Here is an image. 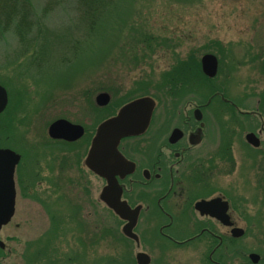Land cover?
Wrapping results in <instances>:
<instances>
[{"label": "rangeland", "instance_id": "obj_1", "mask_svg": "<svg viewBox=\"0 0 264 264\" xmlns=\"http://www.w3.org/2000/svg\"><path fill=\"white\" fill-rule=\"evenodd\" d=\"M16 2L0 0V84L9 93L0 116V149L20 156L16 214L0 233L7 245L0 264H47L50 258L63 264L67 255L83 260L78 264H116L112 259L133 264L138 251L155 247L151 235L155 238L159 223L138 224L137 249L120 238L122 221L100 200L105 182L85 164L96 127L109 116L108 108L117 111L149 96L157 102L151 133L166 130L173 103L193 102L187 91L195 86L183 89L182 97L160 95L156 87L190 56L199 62L208 53L219 56L221 70L236 75L229 86L235 94L247 87L261 91L264 0H124L93 29L81 18L76 0H22L28 9L21 16ZM220 78L225 81L224 73ZM140 82L151 87L147 95ZM101 93L111 96L109 107L96 106ZM216 105L211 111L219 115ZM61 118L86 126L88 140L67 145L46 138ZM206 122L211 142H222L216 138L223 134L220 117ZM30 183L34 187L26 188L25 196L22 184ZM76 206L83 229L78 219L62 227ZM103 228L110 235L102 234ZM194 249L170 250L165 264H200L205 250ZM72 250L80 255L68 254ZM40 253L49 258H39Z\"/></svg>", "mask_w": 264, "mask_h": 264}, {"label": "flooded vegetation", "instance_id": "obj_2", "mask_svg": "<svg viewBox=\"0 0 264 264\" xmlns=\"http://www.w3.org/2000/svg\"><path fill=\"white\" fill-rule=\"evenodd\" d=\"M214 56L218 60L216 75L207 76L200 62L203 80L190 92L193 102L181 99L179 105V101L173 103L175 111L167 114L171 124L166 130L157 128L151 133L156 106L147 131L122 139L118 146L134 165L133 173L118 177L122 200L133 209L140 207L138 224L159 223L155 238L151 235L155 247L146 251L149 264H165L170 250L183 247L197 251L204 248L200 264H264V88L254 91L247 87L240 94L231 92L229 86L236 75L234 71L221 70V59ZM262 72L264 75V67ZM223 73L225 81H220ZM213 105L220 107L219 115L211 111ZM118 110L108 108L107 118L115 116ZM219 117L223 134L216 138L223 140L213 144L206 120L214 123ZM83 128L84 136L77 142L88 140L90 131ZM22 186L34 187L32 183ZM203 202L213 205L202 210L199 205ZM72 212L61 221L62 227L77 219L79 223V208L76 206ZM51 217L56 221L55 213ZM82 223L79 225L83 229ZM122 239L133 243L129 238ZM129 243L125 246L128 250ZM80 244L84 247L81 241ZM6 249V244H0V251ZM73 252L68 254L80 255ZM47 255L37 256L48 259ZM156 256L160 257L159 263ZM76 261L83 262L67 255L63 264ZM47 264L59 262L50 258ZM133 264H137L135 259Z\"/></svg>", "mask_w": 264, "mask_h": 264}, {"label": "water", "instance_id": "obj_3", "mask_svg": "<svg viewBox=\"0 0 264 264\" xmlns=\"http://www.w3.org/2000/svg\"><path fill=\"white\" fill-rule=\"evenodd\" d=\"M202 68L209 77H214L218 69V60L214 55L208 54L202 58ZM99 106H106L111 96L101 93L97 97ZM9 103L7 90L0 85V114ZM156 102L151 97H141L123 106L118 114L100 124L92 141L85 164L99 177L106 180L100 199L122 220L126 222L123 227L125 236L139 241L134 232L138 223L140 207L132 209L126 201L122 200V188L118 177L124 178L134 171L130 163L119 151L118 146L122 139L144 134L153 117ZM81 125L73 124L65 119L56 120L49 128V134L54 139L76 141L84 135ZM20 156L10 149H0V232L8 225L16 212V169ZM213 203H201L199 208L204 210ZM0 244H2L0 242ZM138 264H149L150 257L145 253H138Z\"/></svg>", "mask_w": 264, "mask_h": 264}, {"label": "trees", "instance_id": "obj_4", "mask_svg": "<svg viewBox=\"0 0 264 264\" xmlns=\"http://www.w3.org/2000/svg\"><path fill=\"white\" fill-rule=\"evenodd\" d=\"M124 0H76L77 9L82 13L81 18L85 21L84 23H88L90 28L93 29L95 26L104 25L106 22V19L110 16V12L113 8L116 9L117 5L122 3ZM22 0L20 2H16L17 6L20 7L19 10L22 12L20 16L24 13V11H27L26 5L23 4ZM21 3V4H20ZM8 10V9H7ZM152 47V45H150ZM203 80V74L201 72L200 62L193 56H190L189 58L185 60H179L177 66H173L172 70L169 74L165 77V82L160 86H157V92L160 95L163 96H176V97H182L179 96L180 93H182V90L188 89L189 86H194L196 84V87L198 83ZM139 87L143 94H148L149 88H144V83H138ZM191 88V87H190ZM191 90H188L187 93H190ZM172 94V95H171ZM175 103V102H174ZM33 184V183H32ZM22 191L25 196H28V193L26 191V188L22 186ZM38 199L39 198H34ZM104 231V232H103ZM102 234H107V230L103 228ZM121 239L123 237H120ZM124 240V239H122ZM116 264H118L116 260Z\"/></svg>", "mask_w": 264, "mask_h": 264}]
</instances>
